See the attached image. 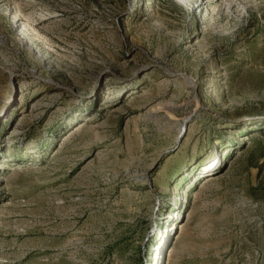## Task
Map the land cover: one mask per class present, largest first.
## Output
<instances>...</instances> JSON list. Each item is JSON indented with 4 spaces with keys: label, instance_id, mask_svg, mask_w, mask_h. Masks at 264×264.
Here are the masks:
<instances>
[{
    "label": "rangeland",
    "instance_id": "374dc122",
    "mask_svg": "<svg viewBox=\"0 0 264 264\" xmlns=\"http://www.w3.org/2000/svg\"><path fill=\"white\" fill-rule=\"evenodd\" d=\"M0 264H264V0H0Z\"/></svg>",
    "mask_w": 264,
    "mask_h": 264
}]
</instances>
